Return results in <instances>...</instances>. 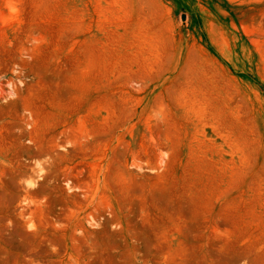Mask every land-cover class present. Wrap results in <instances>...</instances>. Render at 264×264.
Here are the masks:
<instances>
[{"label": "rangeland", "instance_id": "1", "mask_svg": "<svg viewBox=\"0 0 264 264\" xmlns=\"http://www.w3.org/2000/svg\"><path fill=\"white\" fill-rule=\"evenodd\" d=\"M0 264H264V0H0Z\"/></svg>", "mask_w": 264, "mask_h": 264}, {"label": "water", "instance_id": "2", "mask_svg": "<svg viewBox=\"0 0 264 264\" xmlns=\"http://www.w3.org/2000/svg\"><path fill=\"white\" fill-rule=\"evenodd\" d=\"M182 19H184V16L182 17Z\"/></svg>", "mask_w": 264, "mask_h": 264}]
</instances>
